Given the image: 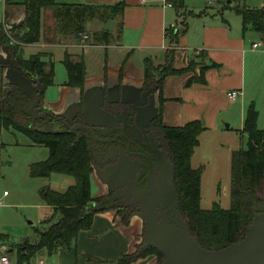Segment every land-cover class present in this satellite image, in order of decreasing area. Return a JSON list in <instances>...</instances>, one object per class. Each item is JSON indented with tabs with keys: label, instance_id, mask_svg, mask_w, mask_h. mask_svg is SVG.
Masks as SVG:
<instances>
[{
	"label": "crops",
	"instance_id": "1",
	"mask_svg": "<svg viewBox=\"0 0 264 264\" xmlns=\"http://www.w3.org/2000/svg\"><path fill=\"white\" fill-rule=\"evenodd\" d=\"M7 1L5 0L4 3L5 11L1 24L6 20L10 26L22 25L26 17L25 0ZM121 1L125 2L124 8L112 14L111 6ZM165 1L168 0H55L56 3L61 4H90L102 7L97 15L92 17L94 18L92 30L88 29L90 24L88 19L80 36H77L75 30L74 9L64 20H61L56 6L43 8L40 40L24 44V58L40 54L43 60L54 61L53 49L61 47L65 49L63 62L66 55L70 54L74 61L85 63L83 86L67 84L68 73V80L65 83L68 89L65 96L57 102L51 103L45 99L44 88L41 98L44 107L55 115L68 119H73L75 113L85 108L87 116L95 117L86 120L101 119V114L95 112V108L102 97L106 100L109 95H138L137 92L145 84L147 58H152L156 65L167 62V49L170 45L167 33L178 19L182 18L183 26L176 30L179 35L175 48L174 67L185 66L186 60L192 57L188 54L189 49H194L195 54L204 52L207 61L214 62L215 65L206 71L205 83L195 82L187 86L186 83L193 73L168 76L163 86V96L166 100L161 104L160 91L155 90L153 104L160 112L159 117L162 113L164 125L182 126L189 121L199 119L205 127L215 128L220 121L218 119L220 112L229 109L233 103L244 100L246 63L250 52L245 33L254 28L248 25L245 31L243 26V31L236 33L230 19L223 16L218 18L217 15L213 16L208 12L194 14L198 22H189L186 15L170 13L169 8L174 5L172 2V6L165 5ZM261 7H264V4ZM218 13L223 14L222 10ZM112 17L113 29L106 30L104 26ZM256 33L262 39V35ZM86 34L89 36L88 39L83 38ZM262 45L260 43L258 47H252V50ZM109 49H113L114 53ZM100 50H105L102 59L99 52L103 51ZM116 53L121 55V60L116 58L114 61L113 55ZM137 53L144 55V68L136 67L132 61V57ZM0 56H6L1 44ZM5 74L6 69L0 67V85L6 84ZM231 90L240 91V95L235 100L228 96ZM195 155L196 149L192 161ZM102 193L103 190L100 195ZM4 194L7 192L5 191ZM51 210L50 205H44L40 222ZM113 214L110 210L96 213L93 226L79 234L75 249L67 252L59 249L50 254L46 248H43L33 257L34 260L31 259L30 264H120L119 260L124 255L137 252L139 234L143 230V235L145 226L139 222L138 216H134L126 226ZM24 238L27 237H22L20 240ZM0 239L8 240L7 237L1 238V236ZM13 253V249L9 247L10 264ZM130 264H158V259L155 254L143 255Z\"/></svg>",
	"mask_w": 264,
	"mask_h": 264
},
{
	"label": "trees",
	"instance_id": "2",
	"mask_svg": "<svg viewBox=\"0 0 264 264\" xmlns=\"http://www.w3.org/2000/svg\"><path fill=\"white\" fill-rule=\"evenodd\" d=\"M24 3L26 7L24 23L20 26H12V39H9L5 31V26L9 24L5 20L0 25V44H12L18 64L46 89L54 83V61H45L40 54L29 58H24L23 55L24 44L40 40L42 9L56 6L61 20H64L74 9L75 30L77 36H80L84 31L85 22L96 16L102 7L90 4H61L56 3L55 0H25ZM124 6V1L111 6L112 14H116ZM176 6L179 10L183 9L185 1L177 0ZM236 12L243 19L244 30L246 31L247 26L251 25L262 35L264 41V7L243 6L236 8ZM178 33L173 29L168 31L170 43L177 42ZM174 57L175 51L171 49L167 51L165 64L156 65L152 58H147L145 61V84L160 91L161 104L166 100L163 96V86L168 76L193 73L186 83L187 86L195 82L205 83L206 71L215 65L214 62L207 61L204 52L197 55L189 66L182 68L174 67ZM64 64L69 73L67 84L82 87L85 79V63L74 61L71 55L67 54ZM197 65L199 72L196 70ZM17 95L19 92L11 88L9 97L0 102V141L4 128L21 131L28 135L34 144L47 146L50 150L46 160L33 163L32 176L49 177L53 172H59L71 174L76 178L75 185L64 192L49 187L40 189L44 202L52 207L53 215L42 221L45 227L35 230L37 234L35 240L18 250L17 264H30L31 259L43 248H46L50 254L61 248L75 249L79 234L93 226L95 214L103 209L99 207L98 202L101 197L92 196L93 168L85 140H79L71 133H48L32 124V126L26 125L19 118L30 116L25 112V102L17 98ZM258 117L259 112L255 104H250L242 129L248 135V146L232 154L230 207L225 208L219 202H214L208 209L202 208L200 204L204 167L192 166V157L199 145V136L206 127L199 119L189 121L182 126L164 125L162 113L159 117L163 134L171 142L179 209L187 219L191 234L208 249H222L238 242L245 233L246 227L254 220L255 207L264 200V128L258 126ZM149 254H155L158 264H162L164 254L154 247L124 255L119 263L130 264L138 257Z\"/></svg>",
	"mask_w": 264,
	"mask_h": 264
},
{
	"label": "rangeland",
	"instance_id": "3",
	"mask_svg": "<svg viewBox=\"0 0 264 264\" xmlns=\"http://www.w3.org/2000/svg\"><path fill=\"white\" fill-rule=\"evenodd\" d=\"M168 1L172 2L174 5L172 8H169V12L172 14L180 13V16L186 15L189 22H198V20H196L198 18H196L194 14H204L206 12L213 16L217 15L218 18L222 16L228 18L231 20L234 32L236 33L243 31V19L236 12V8H242L243 6L258 8L264 4V0H184L185 6L183 9L179 10L176 6L177 0ZM4 3L5 0H0V24L4 17ZM221 10L223 12L222 15L218 13ZM93 19L94 18H89L88 20L90 22V24H88L89 30H92ZM182 26L183 20L180 18L173 27H171V30L173 29V31H176L181 29ZM5 31L8 33V38L12 39V26L6 25ZM245 36L247 47H249L250 52H248L246 63L244 100L243 102L238 101L233 103L229 106V109L220 112L218 117L220 121L218 125L215 126V128L206 127L200 134V145L196 148V155L192 161L193 167H204L201 178L200 204L201 207L205 209L211 208L214 202H219L221 206L225 208H229L231 205L232 154L234 151L240 148H247L248 146V135L243 132L242 129L250 104H255V108L259 112L258 126L264 128V41L258 37L253 29L246 31ZM253 42L262 43L263 45L258 49L252 50ZM176 47V43H170L167 50L173 49L175 51ZM64 50L65 49L61 47L53 49L55 62L54 84L48 86L44 91L45 99L51 103L57 102L62 96H65L68 89L65 84L68 80V72L63 62ZM100 51H103L99 52V56L102 59L105 55V50ZM109 51L114 53L113 49H109ZM188 54L192 57L186 60L184 67L189 66L191 61L195 60L197 55H200L199 53L195 54L194 49H189ZM113 57L114 61H116V58L122 59L119 53H116ZM132 61H134L136 67L144 68V55L142 53L135 54L134 57H132ZM93 68L94 66L91 67V69ZM196 70L198 72V65ZM5 80L7 79L5 78ZM7 88L9 89L7 83L0 85L1 101L5 96ZM19 119L26 125L32 126L30 117H22ZM159 120L158 116V123H160ZM227 124L229 126H227ZM167 142L169 143L171 154H173L171 142L168 140ZM49 155L50 150L47 146L34 144L33 140L25 133L13 128L3 129L0 141V236L1 238L7 237L8 240L0 239V243L3 242V244L8 247L7 252L9 257V247L13 249L12 264H17L18 250L35 240L37 237L35 230L45 227L42 225L43 220L40 222L41 214L46 204L40 194V189L49 187L55 191L64 192L76 183L75 176L59 172H53L49 177L32 176L31 166L33 163L44 161ZM91 165L93 168L91 177L92 196L101 197L100 192L102 190L105 191L106 184L92 155ZM174 182L176 185V177L174 178ZM5 191L7 194H4ZM112 191L113 190L110 192ZM113 209L112 213H114V217L119 220V222H123L126 226L129 225V222L121 215L120 210ZM52 215L53 211L51 210L50 213H47L45 219L52 217ZM182 216L184 217L183 214ZM137 219L139 222H142L144 226L143 220L139 216ZM248 226L242 237L245 236ZM142 231L141 234H139L137 252L138 250H144L141 249L142 237L145 234V232H143L142 235ZM22 237L27 238L20 240ZM61 249L65 252L69 251L64 248ZM34 259L35 258H33V260ZM163 261L164 259L161 260V262Z\"/></svg>",
	"mask_w": 264,
	"mask_h": 264
},
{
	"label": "flooded vegetation",
	"instance_id": "4",
	"mask_svg": "<svg viewBox=\"0 0 264 264\" xmlns=\"http://www.w3.org/2000/svg\"><path fill=\"white\" fill-rule=\"evenodd\" d=\"M135 98L136 95L107 96L103 107L118 122L112 116L102 114L98 120L106 123V127L96 126L92 127L93 130L80 128L70 133L79 140H85L105 180L106 189L99 201L102 211L116 208L113 210H120L124 219L130 222L134 216H140L139 209L144 199L146 201L154 194L162 200L158 204L161 218L167 216L175 221V209L182 213L169 143L157 118L149 120V114L141 105L131 104ZM39 109L38 116L30 115V122L44 132L49 127L70 130L84 124L86 119H95L93 115L87 116L85 108L75 113L72 122L47 110L42 102ZM112 195H116V198L112 199ZM140 217L146 226L145 218Z\"/></svg>",
	"mask_w": 264,
	"mask_h": 264
},
{
	"label": "water",
	"instance_id": "5",
	"mask_svg": "<svg viewBox=\"0 0 264 264\" xmlns=\"http://www.w3.org/2000/svg\"><path fill=\"white\" fill-rule=\"evenodd\" d=\"M113 23L114 19L112 17L107 21L104 28L106 30L113 29ZM1 47L6 56H0V67L6 69L5 77L7 80L5 82L10 87L2 101L9 97L11 88L16 89L19 92L17 98H21L25 102V112L29 116L33 114L38 116L37 113L40 110L39 105L44 91L43 85L18 64L12 44H2ZM155 92V89L144 84L137 92L136 98L131 102V104L141 105L147 115L149 114V120L157 118L160 113L153 104V99L156 96ZM104 100L105 97H102L101 101L96 105L95 112L101 114L100 117H102V114L112 116L114 121L118 122V119L114 118V115L103 107ZM127 103L130 102L127 101ZM68 120L73 121V119ZM96 126L106 127L107 124L100 120H85L84 124L75 126L70 130H54L49 127L47 128L48 131L45 132L73 133L76 129L86 128L93 130L92 127ZM227 126L229 125L227 124ZM114 198H116V195H112V199ZM161 201L154 194H151L146 201L144 199V204L139 210L141 211L140 216L146 220L141 249L149 247L158 249L164 254L162 264H264V200L255 207L254 220L248 226L245 236L238 242L222 249H208L201 245L198 239L189 231L187 220L180 214L178 209H175V221L167 216L161 218L158 212V204ZM175 204L178 206L177 201H175Z\"/></svg>",
	"mask_w": 264,
	"mask_h": 264
},
{
	"label": "built area",
	"instance_id": "6",
	"mask_svg": "<svg viewBox=\"0 0 264 264\" xmlns=\"http://www.w3.org/2000/svg\"><path fill=\"white\" fill-rule=\"evenodd\" d=\"M164 4L168 5V6H172V3L168 2V1H165ZM83 38L84 39H88L89 36L86 34V35H84ZM259 45H260V43L255 42L253 44V47L256 48ZM239 95H240V91L239 90H231V91L228 92V96L232 100H235ZM7 248L8 247L5 244L0 243V263H4V264H10L11 263L10 257L8 255V252H7Z\"/></svg>",
	"mask_w": 264,
	"mask_h": 264
}]
</instances>
